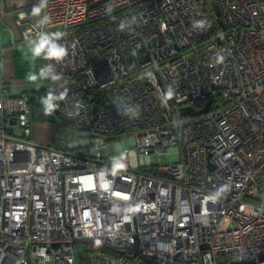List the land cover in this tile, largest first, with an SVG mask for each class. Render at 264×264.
<instances>
[{
    "label": "built area",
    "instance_id": "2783aa9c",
    "mask_svg": "<svg viewBox=\"0 0 264 264\" xmlns=\"http://www.w3.org/2000/svg\"><path fill=\"white\" fill-rule=\"evenodd\" d=\"M17 17L11 46L62 33L63 60L37 57L60 79L42 80L96 156L34 143L29 96L0 85V264H77L81 241L111 252L88 264H264V0H47L46 23Z\"/></svg>",
    "mask_w": 264,
    "mask_h": 264
},
{
    "label": "rangeland",
    "instance_id": "374dc122",
    "mask_svg": "<svg viewBox=\"0 0 264 264\" xmlns=\"http://www.w3.org/2000/svg\"><path fill=\"white\" fill-rule=\"evenodd\" d=\"M22 44L25 45L17 50L14 58L15 69L12 72L13 81H20L24 82L25 84L29 83L31 85H39L42 81L41 78H38L35 82H31L27 79L29 74H36L39 77L40 70L36 57H33L31 55V44ZM21 49H24V51L19 52L21 51ZM3 63V59H1L0 71L3 68ZM34 90L28 91L31 92L28 94H32V91ZM30 130L32 140L37 145L53 147V145L55 144L57 146H60L64 141V138H67V148L80 149L84 154L96 156V151L93 149V147L90 146L88 135H86L85 133L80 134L76 130H71L65 127L61 123L55 112L50 114V119L35 122L34 128L31 126ZM70 136L72 137L71 140L69 139ZM113 142L116 154H121L128 149L134 148L135 146V139L133 136H123L120 138H116ZM167 153L168 161L170 163H176L179 161V150L176 147L169 148L167 150ZM133 162L135 163V160H133ZM138 163L142 166H146L150 165L152 161L149 156H143L138 159Z\"/></svg>",
    "mask_w": 264,
    "mask_h": 264
},
{
    "label": "crops",
    "instance_id": "0c3cea01",
    "mask_svg": "<svg viewBox=\"0 0 264 264\" xmlns=\"http://www.w3.org/2000/svg\"><path fill=\"white\" fill-rule=\"evenodd\" d=\"M5 2L7 6L15 4L17 9L14 11L6 9ZM39 3L40 0H0V62L1 59H3L4 62L2 64L3 68L0 71V85L5 87L12 94H28L31 93L28 92L30 90H37L41 88L42 81L39 85L13 81L12 72L15 69V54L17 53V50L25 44L18 43L16 46H11V33L13 34L15 42L21 41L20 29L16 25L18 13L23 14V16L26 17V20L34 25L41 24V21L44 19V8L39 15L33 14L34 6ZM23 51L24 49H21L19 52ZM32 127L34 128V124H32Z\"/></svg>",
    "mask_w": 264,
    "mask_h": 264
},
{
    "label": "clouds",
    "instance_id": "9594fccd",
    "mask_svg": "<svg viewBox=\"0 0 264 264\" xmlns=\"http://www.w3.org/2000/svg\"><path fill=\"white\" fill-rule=\"evenodd\" d=\"M47 5V0H40V3L34 6L33 14L39 15L44 7ZM48 17H45L41 21L42 24L46 23ZM62 33H41L37 40L30 41V52L33 57H40L44 55L46 58L56 60L57 62L63 60L67 55V49L58 41L60 40ZM38 78L58 80L60 77L55 74L52 65H47L46 68H42L39 72V77L36 74H29L27 79L31 82H35ZM56 97L51 94L43 99L46 114H50L52 110L57 107L53 101Z\"/></svg>",
    "mask_w": 264,
    "mask_h": 264
},
{
    "label": "trees",
    "instance_id": "16d2710c",
    "mask_svg": "<svg viewBox=\"0 0 264 264\" xmlns=\"http://www.w3.org/2000/svg\"><path fill=\"white\" fill-rule=\"evenodd\" d=\"M37 63H38V58ZM39 66V63H38ZM40 70V67H39ZM45 85L42 80L41 88L32 92V94H27L30 100V108H31V124H35V122L45 121L50 119V114L54 112V109L50 114H46L45 106L43 104V99L47 98L49 95L45 90ZM61 121V120H60ZM61 123L67 127L68 129L73 130L68 125ZM54 148L58 147L57 145H53ZM74 150V149H71ZM75 254H76V263L77 264H88L89 258L93 253L103 252V253H111L106 247L102 246L97 241H81L74 244Z\"/></svg>",
    "mask_w": 264,
    "mask_h": 264
},
{
    "label": "water",
    "instance_id": "95a60500",
    "mask_svg": "<svg viewBox=\"0 0 264 264\" xmlns=\"http://www.w3.org/2000/svg\"><path fill=\"white\" fill-rule=\"evenodd\" d=\"M5 8L10 10V11H14L17 9V6L14 4L12 6H7L6 5V2H5ZM210 101H207L205 106L200 110V111H194L193 109L191 108H182L181 109V113L183 116H195V115H200V114H203V113H206L210 107ZM56 114V112H55Z\"/></svg>",
    "mask_w": 264,
    "mask_h": 264
}]
</instances>
